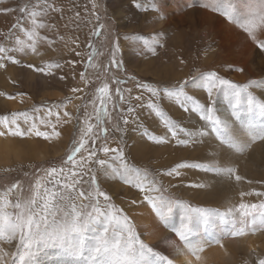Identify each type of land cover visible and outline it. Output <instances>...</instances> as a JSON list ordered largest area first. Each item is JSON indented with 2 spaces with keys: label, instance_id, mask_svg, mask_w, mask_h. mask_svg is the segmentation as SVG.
<instances>
[{
  "label": "snow or ice",
  "instance_id": "1",
  "mask_svg": "<svg viewBox=\"0 0 264 264\" xmlns=\"http://www.w3.org/2000/svg\"><path fill=\"white\" fill-rule=\"evenodd\" d=\"M135 6L160 13V0H152L148 7L139 2ZM201 6L238 25L259 50H264V40L257 38L258 31L264 29V0H204ZM97 7L92 0L97 24L90 37L99 39L105 35V25L99 23ZM62 11L54 0H34L17 9L4 6L0 0V12L21 14L7 32L0 31V39L8 42L0 43V68L6 67V61L21 64V60L10 53L43 55L42 44L54 45L56 41L42 35V30H54L56 26L46 20L51 12ZM79 16L77 12L76 17ZM58 39L65 41L63 35ZM124 39L140 44V54L147 52L156 56L157 48L164 47L160 34L125 36ZM70 43L79 47L78 38H70ZM87 47L90 52L86 60L79 61L84 64V71L78 74L81 84L70 90L73 96L60 103L33 107L31 111L0 115V138L38 139L48 143L59 142L64 128L76 121L68 154L60 163L29 165L30 170H35L22 175L34 177L30 184L25 186L22 178H16L0 190V264H207L204 255L207 249L215 246L224 249L227 239L264 232V190L240 191L237 203L229 202L223 208L206 207L175 197L170 189L178 185L165 187L158 179L180 178L182 169H195L227 177L237 184L242 181L252 184V180L239 174L238 166L222 164L213 155L207 161H182L153 174L130 163L123 147H112L109 142V124L113 112L118 111L119 120L112 126V132L123 133L129 124H137L143 134L157 144L175 141L183 146L198 143L211 134L221 148L243 155L253 145L264 142V99L253 91L264 90V80L238 84L216 71H208L170 84L149 83L134 76L121 79L113 74L110 83L109 72L125 70L119 58V38L113 42L110 58L102 71L96 61L102 55L103 44L96 46L90 38ZM75 55L82 54L76 51ZM65 63L74 68L78 61ZM22 66L52 75L64 65L47 61L41 66L30 63ZM89 69L96 71V79L101 76L103 79L92 98L85 100L89 95L85 90L94 82L88 76ZM237 70L243 71L242 68ZM129 81H135V95L133 88L124 87ZM112 84L116 85L114 90ZM190 88L203 91L206 101L190 94ZM0 96L8 100L17 98L4 92H0ZM218 98H223L227 105L224 112L217 107ZM73 99L81 101L75 113L68 110ZM162 101L178 106L185 113L197 114L204 127L195 132L183 127ZM140 108H145L158 120L165 129L164 135L158 136L140 124L137 115ZM181 135L186 138L181 139ZM3 171L16 169L9 167ZM101 177L118 179L142 195V200L132 199L131 205L146 204L157 223L174 234L176 240L164 238L171 252L157 250L145 241V233L138 230L133 218L102 188ZM189 186L202 189L209 185L197 182ZM247 197L257 199L247 200ZM253 254L255 264H264V256L256 254L255 249Z\"/></svg>",
  "mask_w": 264,
  "mask_h": 264
},
{
  "label": "rangeland",
  "instance_id": "2",
  "mask_svg": "<svg viewBox=\"0 0 264 264\" xmlns=\"http://www.w3.org/2000/svg\"><path fill=\"white\" fill-rule=\"evenodd\" d=\"M33 2L34 0H3V5L11 7L13 9H17L26 3L30 4ZM137 2L144 4L145 7H148L152 0H95V3L98 5L95 11L100 16L99 23H103L105 25V35L97 39L95 37H90V32L97 24L93 17L92 0H54L56 6L62 8L63 11L51 12L49 14L46 22L49 24H54L56 28L54 30H42V35H48L49 38L54 39L56 43L51 47H49L47 44H42L40 47V51L43 53V55H32L30 53L27 55H23L20 53H10L12 55H16L17 59L21 60V64L16 65L6 61V67L0 68V92L7 93L9 95H16L17 98L16 100H8L5 96H0V115L9 114L14 111H31L33 107L60 103L62 101H65L66 98L73 96L70 90L71 88L81 84L78 74L79 72L84 71V64L79 63V61L86 60L87 55L90 52V49L87 47V43L90 38L93 44L96 46H99L101 43L103 44V47L100 48L102 55H100L96 61L101 66V71L103 70V66L107 64L110 58L109 53L112 49L113 42L117 38H119L121 48L119 58L123 60L125 70H113L112 72H109L108 79L110 83L111 76L113 74L121 79H125L127 76H134L138 80L149 83L170 84L176 81L189 79L194 75H198L200 72L208 71H216L222 77L232 80L233 82L238 84H245L251 80H264V63L260 64L261 66L256 65V62H261V60H259L260 58L255 56L256 50H259L257 48V44L249 37L247 33L240 29L238 25L229 22L225 17L219 15L218 13L212 12L209 9L202 7L201 5L204 3V0H190L189 3L184 1L183 4H180L181 2H178V5L176 6L171 5L172 3L170 4L169 2H166L164 13L166 12L165 16H168L166 20V23L167 21L168 23H164L161 27L158 28L150 26V22L152 19H154V17L152 16L154 14L161 15L163 17L164 15L162 14V12L160 11V13H157L152 11L150 8L148 11H144L143 9L137 8L135 6ZM161 3L162 2L160 0V8H162L163 6ZM182 7L184 10L181 9ZM185 9H187V11L192 10V13L189 12L190 15L188 16V14L185 13ZM178 10L179 12H177ZM77 12L80 13L79 18L76 17ZM182 13L185 16H183ZM20 15L21 14L18 12H0V31L7 32ZM191 15H193L194 17L192 16V18ZM214 15L215 19L213 18ZM189 18H191L192 22L189 21ZM206 19H208V21H206ZM169 21H171L172 23H169ZM177 24L179 25L175 27ZM233 29H235L234 37H236V39L232 42L227 41L229 40V33H231L230 31ZM174 30L175 32H178L175 33ZM153 34H160L162 43L164 44V47L157 48L158 54L156 56H152L147 52H143V54H140L142 51L140 44L133 43L131 40L124 39L125 36H151ZM60 35H63L65 37V41H60L58 39ZM70 38H78L79 47L71 44ZM257 38L259 40H264V29L258 31ZM125 42L129 43V48L127 49H124L123 47V44ZM0 43L8 44V42L3 41L2 39H0ZM240 47H243V50L239 49ZM248 47H251V49ZM248 49H250L251 51ZM129 50L131 53H133L132 55H128ZM246 50L250 52L246 54ZM76 51L80 52L82 55L76 56ZM259 51H262L264 55V50ZM211 52L215 53V55L214 58L211 59L212 61H208V56L212 54ZM251 58L253 59V61ZM140 59L146 60V64L150 61L152 63V70L145 71V69L140 68L138 66L139 64L136 63ZM247 59L249 60L247 62H251L248 63L249 65H247V62L245 63V60ZM47 61H57L62 63L64 66L61 69L54 70L52 75L37 72L33 69L22 66L29 63L41 66ZM66 61H78V63H76L75 67L73 68L69 64L65 63ZM164 65H172L176 69V74L174 75V78L172 80L165 78V73L161 69V66ZM240 68H242L243 71L237 70ZM253 68L255 69V71ZM259 73L262 76L260 75L259 77H257ZM74 75L75 78H73ZM88 76L94 82L85 90L89 93L88 96H85V100H90L92 98V94L94 93L95 88L99 86L103 79V76H101L100 79H96L97 73L94 69L88 70ZM61 77L64 78L61 79ZM13 81H15V83H13ZM134 85L135 81H129L127 85H124V87L133 88V95H135L136 89ZM115 87L116 85L112 84L113 90L115 89ZM189 91L190 94H195L202 101H206L207 97L203 91L197 93L195 92V89L191 88L189 89ZM253 91L259 98L264 99V90L254 89ZM20 94H23V96H21ZM21 100H23L22 103ZM79 103H81V101L73 99V103L69 106L68 110L75 113L76 105ZM162 103L169 114L172 115L174 119L178 120L183 127L193 132L204 127V122L199 119L197 114L191 112L185 113L178 106L174 104L169 105L167 101H162ZM217 107L221 112L225 111L227 105L223 98H218ZM88 110L91 111V108H89ZM82 112L83 110H81V114ZM137 115L140 124L148 128L151 132L155 133L158 136L165 134V129L163 128V126L154 123V119L156 118L149 115L145 108H143L142 110L138 109ZM118 120L119 113L118 111H114L113 119L109 124V142L111 146L123 147L125 155L130 163L138 167L145 168L150 173L154 174L157 171L167 170L182 161H207L211 159L206 157L204 158V156L200 154L198 149L199 145L204 146L206 144L212 143L214 140L216 141L214 135L211 134L204 137L201 142L190 143L188 146L182 145L184 149L175 141H171L172 148L170 151L171 154L169 153V157L173 160L169 164L159 165L158 163H155V161L152 160L150 153L148 152L146 158H144L143 160L135 158L131 150V136L141 134L146 140H151L143 134L142 129L137 124H135V126L133 124H129L123 133L112 132V126L115 125ZM75 124L76 121L74 120L71 126H66L64 128L62 139H65L66 141L63 142V145L61 144L62 149L60 154H53V145H57V143H48L42 141L41 143H39V145H44L45 147L41 148L40 150L43 152L47 151L48 149L49 153L51 152V155L49 157L36 160H27L26 158H23L22 160H14L10 163H7L6 165H0V190H2L6 185H10L16 178H22L25 186L30 184L34 177H24L22 175L25 171L35 170L34 168L30 170L29 165H35V167H39L41 165L49 166L54 163H60L68 154L73 133L75 132ZM236 127L239 128V125H236ZM130 128H132L131 131L133 135H130L128 131L130 130ZM180 138L183 139L186 137L181 135ZM263 143L264 142H259L253 145L250 151L240 156L241 158L247 156V159H249L251 156V152H253L257 148L260 149L261 156L259 162H257L255 167V169L257 168L256 173H241L240 168L238 167L239 174L244 176L246 180L253 181L252 184H248L246 181H244L249 185V190H251L252 188L264 190ZM231 153L234 155L236 154L235 152ZM239 161H241V159L238 160V162ZM236 164L237 161L236 159H234L231 165L237 166ZM9 167L15 168L16 171H3L5 168ZM181 171H183V175L178 180L177 178L158 177V179L162 180L165 187L170 184L178 185V187L170 189V194L174 195L177 198L187 200L194 205L220 208L224 207L220 204L207 203L205 200L201 201L194 197L192 193L189 194L188 192H186L185 187H190L189 185L197 183L198 181L184 180V182L182 183L181 179L183 178V176H188V170L182 169ZM199 173L214 175L202 171H200ZM97 175L98 177L100 176L99 172L97 173ZM106 181L108 187L105 186L101 179L102 188L108 191L110 195H112L113 201L117 206L124 208L125 211L128 212V214L136 222L138 230L145 233L140 228L138 220L133 212V206L130 203L132 199H137V197L142 200V195L136 189L123 184L118 179H106ZM25 195H27V193H25ZM255 199L257 198L253 197V199L251 200ZM129 207L131 208V210L129 209ZM165 231L167 233L161 236L160 240H157L155 242L148 241L145 238V235L143 236V238L150 245L156 246L157 250L171 252L172 249L164 243V238L167 237L173 240H176L177 238L174 236V234L168 232V230L165 229ZM177 243H179L178 240ZM5 247L8 250H11L10 246L5 245ZM227 250L228 253L235 257V261L233 264H255L256 255L253 254V249L251 251L240 249L238 252H235L233 250L229 252L228 247ZM255 253L259 256H264L263 237L261 238L260 243L256 245Z\"/></svg>",
  "mask_w": 264,
  "mask_h": 264
},
{
  "label": "bare ground",
  "instance_id": "3",
  "mask_svg": "<svg viewBox=\"0 0 264 264\" xmlns=\"http://www.w3.org/2000/svg\"><path fill=\"white\" fill-rule=\"evenodd\" d=\"M184 1L189 3L190 0H184ZM184 1H182V0H161V2H162L161 4L163 6H162V8H160V11L164 15L163 19L160 18L161 15H155V14L152 15L154 17V19L151 20L150 26L158 28V27H161L164 23H166V20H167V17H168V16H165L166 12L164 13V11H165V3L166 2H169L170 4L172 3L171 5L176 6V5H178V2H181L180 4H183ZM169 7H170V5H169ZM181 9L184 10L183 7ZM198 9H200V8H198ZM185 10H186L185 13L188 14V16L190 15L189 12L192 13V10H190V11H187V9H185ZM177 12H179V10ZM183 16H185V15L183 14ZM192 16L193 15H191V17ZM213 18L215 19V15H214ZM176 21H178V20H176ZM189 21H191V18H189ZM206 21H208V19H206ZM170 22L171 21H169V23ZM167 23H168V21H167ZM178 25L179 24H177L175 27H177ZM234 30L235 29H233L231 31L229 30L231 33H229V37H228L229 40L226 39L227 41L232 42V41H234L236 39V37H234ZM194 31H196V30H194ZM174 32H175V30H174ZM177 32H175V33H177ZM190 36H192V35H190ZM243 47L242 48L240 47L239 49L243 50ZM245 48H246V46H245ZM248 48L251 49V47H248ZM250 49H248V50H250ZM250 51L246 50L245 52L247 54ZM245 52H243V53H245ZM132 54L133 53H131L130 50H129L128 51V55H132ZM214 55H215V53H212L211 55H209L208 56V61L209 60L212 61L211 59L214 58ZM255 56L259 57L260 58L259 60H261V62H256V65H260V64L264 63V60H263L264 55H263L262 51L256 50V55ZM247 61H249V60L248 59L245 60V63ZM252 61H253V59H252ZM136 63L139 64L138 66L140 68L145 69V71H151L152 70V63L150 61L146 64V60L140 59ZM248 63H251V62H247V65H249ZM161 69L165 73L164 74L165 78H167L169 80H172L174 78V75L176 74V69L174 68V66H172V65H169V66L164 65V66H161ZM253 69H252V71H253ZM254 71H255V69H254ZM260 75L261 74L259 73V75L257 77H259ZM195 92L200 93L202 91L195 89ZM194 119H197V118H194ZM198 123H199V121H198ZM133 125L135 126V124H133ZM131 129L132 128H130V130H128V131H129L130 135H133ZM131 137H132L131 150H132V153L134 154L135 158L143 160L144 158H146V155H147V152H148V153H150V156L152 157V160H154L155 163H158L159 165L169 164L173 160V159H170V157H169V153H170L171 148H172L171 141L169 143H166V144H157V143H155L153 141L146 140L143 137V135H141V134L133 135ZM65 141H66L65 139H61L59 142H56L57 145H53V147H54V153L53 154H56V153L60 154L63 142H65ZM214 141L212 143L206 144L204 146L199 145V147H198L199 152H200V154H202L204 156V158L205 157L206 158H212V156L214 155L215 158L219 162H221L222 164H228V165H231L232 161L234 159H236V161H237L236 165L240 168V172L241 173H243V172H247V173L255 172L256 173L257 168L255 169V167H256L257 162H259L260 156H261L260 155V149L257 148L256 150L251 152L250 153L251 156H250L249 159H247V156H245L244 158H241L240 157L241 154L236 153L234 155L230 151L228 152L227 149H223V148L219 147L217 141H215V142ZM41 142H42L41 140H37V139L21 140V139H14V138H8V139L0 138V165L1 166L2 165H6L7 163H10V162H12L14 160H22L23 158H26L27 160H33V159L36 160V159H45V157H49L51 155L50 154L51 152L49 153L48 149H47V151H43V152L40 150L41 148L45 147L44 145H39V143H41ZM263 145H264V143H263ZM182 148L184 149L183 146H182ZM192 157H194V156H192ZM240 159H241V161L238 162V160H240ZM138 161H140V160H138ZM187 170H188L187 171L188 176H183V178L181 179L182 183L184 182V180H186V181L195 180V181H198L199 183H205V184H207L209 186L206 187V188H202V189H198V188H194V187H185V191L188 192L189 194L192 193L194 197H196L197 199H199L201 201L205 200L207 203L220 204V205L225 207L229 202L237 203L239 201V192L240 191H248L249 190V185L246 182H244V181L240 182L239 184H237L234 180L228 179L227 177H224V176L203 174V173H199L200 171L195 170V169L194 170L187 169ZM101 179H102V182L105 184V186L108 187L106 179H104V178H101ZM178 179L179 178H177V180ZM245 199L251 200V199H253V197H247ZM136 200H140V198L137 197ZM129 209L131 210L130 207H129ZM133 212H134V215L136 216V218L138 220L140 228L145 232V238L148 241L155 242L157 240H160L161 236H163V235H165L167 233L165 231V229L157 223L154 214L151 212L150 208L147 205L139 204L137 206H133ZM262 237L264 238V232L258 233V234L254 235V236L250 235L248 237L233 238V239L225 240L224 241V245H225L224 249H221L218 246H215V247L207 249V251L204 253V255L206 257V260H207V264H210V263H214V264H228V263L229 264H233L234 261H235V257L233 255H231L230 253H228V250H227L228 247H229V252L231 250H233L235 252H238L240 249L241 250L244 249V250L251 251L252 249H255L257 244L260 243ZM228 254H229V257H228Z\"/></svg>",
  "mask_w": 264,
  "mask_h": 264
},
{
  "label": "crops",
  "instance_id": "4",
  "mask_svg": "<svg viewBox=\"0 0 264 264\" xmlns=\"http://www.w3.org/2000/svg\"><path fill=\"white\" fill-rule=\"evenodd\" d=\"M123 47H124V49H125V48H126V49L129 48V43L125 42V43L123 44ZM168 103H169V102H168ZM169 105H171V103H169ZM154 123L159 124V122H158L157 119L154 120Z\"/></svg>",
  "mask_w": 264,
  "mask_h": 264
},
{
  "label": "flooded vegetation",
  "instance_id": "5",
  "mask_svg": "<svg viewBox=\"0 0 264 264\" xmlns=\"http://www.w3.org/2000/svg\"><path fill=\"white\" fill-rule=\"evenodd\" d=\"M143 108H140V110H142Z\"/></svg>",
  "mask_w": 264,
  "mask_h": 264
}]
</instances>
